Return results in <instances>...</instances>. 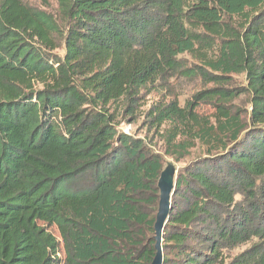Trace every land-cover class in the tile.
Wrapping results in <instances>:
<instances>
[{
    "label": "trees",
    "instance_id": "obj_1",
    "mask_svg": "<svg viewBox=\"0 0 264 264\" xmlns=\"http://www.w3.org/2000/svg\"><path fill=\"white\" fill-rule=\"evenodd\" d=\"M58 12L0 0V264H151L163 159L117 127L177 77L212 87L146 114L168 127L166 156L206 153L175 177L162 264H223L242 245L229 264H264V0H58Z\"/></svg>",
    "mask_w": 264,
    "mask_h": 264
},
{
    "label": "rangeland",
    "instance_id": "obj_2",
    "mask_svg": "<svg viewBox=\"0 0 264 264\" xmlns=\"http://www.w3.org/2000/svg\"><path fill=\"white\" fill-rule=\"evenodd\" d=\"M28 6L45 12L46 14L53 16L55 20L59 19V12H58V0H22ZM54 53L57 55H62V49L56 50ZM189 64L193 63V60L190 59L188 56L185 58ZM231 84L228 86L229 88L243 86L244 79L242 75L234 76L230 80ZM212 87V84L205 83L200 79H185L183 77H177L168 82L166 87L163 88H146L144 92L141 94V98L143 99L140 104V110L137 113L135 122L129 123L124 122L121 123L117 128L119 131L121 130H128L129 134L140 137L145 139L146 144H149L153 149L159 151L160 155L163 159V166L166 167L167 164H170L175 169V177L179 174L182 169L189 165L192 161H196L199 158L205 157L204 149L198 144H195V147L191 149L188 156L183 159L175 160L172 157L166 156L164 154L165 146L163 143V136L165 134V130L167 126H163L159 132L155 129L151 128L149 123L150 120L147 118L146 114L148 113L149 109L156 105L157 103L161 102H168L172 99H177L180 106L182 107L187 100H191V96L205 90L207 88ZM234 109L239 110V114L241 116V120H245V114L249 110L248 100L241 96L234 100ZM196 112L205 118H211L214 116L215 110L212 108L211 105L202 103L197 108ZM89 177L85 176L80 179L82 185H87L89 182ZM78 184L77 188L82 187V185ZM247 249V245H242L236 249L231 251L225 252L226 259L224 260L223 264H229L231 260L241 254L244 250Z\"/></svg>",
    "mask_w": 264,
    "mask_h": 264
},
{
    "label": "water",
    "instance_id": "obj_3",
    "mask_svg": "<svg viewBox=\"0 0 264 264\" xmlns=\"http://www.w3.org/2000/svg\"><path fill=\"white\" fill-rule=\"evenodd\" d=\"M175 169L172 165L167 164L160 173L157 188L159 191L158 207L153 225L154 230V258L151 264H162V236L165 224L170 213V199L174 190Z\"/></svg>",
    "mask_w": 264,
    "mask_h": 264
},
{
    "label": "built area",
    "instance_id": "obj_4",
    "mask_svg": "<svg viewBox=\"0 0 264 264\" xmlns=\"http://www.w3.org/2000/svg\"><path fill=\"white\" fill-rule=\"evenodd\" d=\"M124 132H125V133H127V134H129V131H128L127 129H126V130H124Z\"/></svg>",
    "mask_w": 264,
    "mask_h": 264
}]
</instances>
